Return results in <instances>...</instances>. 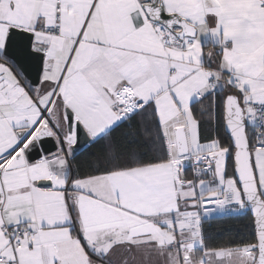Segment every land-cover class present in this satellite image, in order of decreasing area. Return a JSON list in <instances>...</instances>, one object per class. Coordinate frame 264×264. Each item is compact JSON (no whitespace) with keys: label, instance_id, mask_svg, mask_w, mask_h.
<instances>
[{"label":"snow or ice","instance_id":"snow-or-ice-1","mask_svg":"<svg viewBox=\"0 0 264 264\" xmlns=\"http://www.w3.org/2000/svg\"><path fill=\"white\" fill-rule=\"evenodd\" d=\"M0 264H264V0H0Z\"/></svg>","mask_w":264,"mask_h":264},{"label":"trees","instance_id":"trees-1","mask_svg":"<svg viewBox=\"0 0 264 264\" xmlns=\"http://www.w3.org/2000/svg\"><path fill=\"white\" fill-rule=\"evenodd\" d=\"M240 227L239 223L235 220L217 219L211 221L206 225L207 234L212 239L222 238L228 229Z\"/></svg>","mask_w":264,"mask_h":264}]
</instances>
